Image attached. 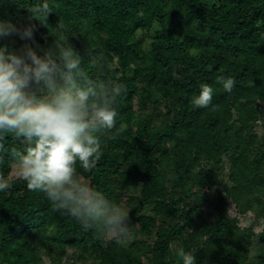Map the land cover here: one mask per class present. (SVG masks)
Instances as JSON below:
<instances>
[{"label": "trees", "instance_id": "obj_1", "mask_svg": "<svg viewBox=\"0 0 264 264\" xmlns=\"http://www.w3.org/2000/svg\"><path fill=\"white\" fill-rule=\"evenodd\" d=\"M44 2L45 22L31 16L34 0L5 3L0 16L31 19L40 46L54 37L67 46L68 36L85 75L122 86L100 160L90 170L77 164V174L130 208L137 236L123 247L101 239L29 190L13 176L26 142L6 135L0 177L12 186L0 192V264H180L178 248L197 264H264V252L253 256L264 243V0ZM218 76L234 79L231 92ZM202 84L214 88V109L191 104Z\"/></svg>", "mask_w": 264, "mask_h": 264}, {"label": "clouds", "instance_id": "obj_2", "mask_svg": "<svg viewBox=\"0 0 264 264\" xmlns=\"http://www.w3.org/2000/svg\"><path fill=\"white\" fill-rule=\"evenodd\" d=\"M12 2L0 0V6ZM34 2L38 7L30 8L31 16L36 11L45 22L50 13L48 4ZM35 31L31 19L17 24L0 16V41L16 36L24 42L19 48L0 43V140L11 135L26 142L23 151L14 153L16 178L26 182L29 190L43 192L58 211L66 212L83 228L127 246L132 235L129 210L77 174V164L90 170L100 160L101 135L116 128L115 105L123 88L119 83L85 75L83 60L68 43V36L67 46L53 35L50 45L40 46L35 42ZM261 36L264 38V33ZM97 67L104 69L102 64ZM216 83L231 92L235 81L218 76ZM213 95L214 88L202 84L191 104L214 109ZM123 131L117 129L118 133ZM11 186V181L0 177V192ZM174 254L180 264H197L191 251L178 248Z\"/></svg>", "mask_w": 264, "mask_h": 264}, {"label": "rangeland", "instance_id": "obj_3", "mask_svg": "<svg viewBox=\"0 0 264 264\" xmlns=\"http://www.w3.org/2000/svg\"><path fill=\"white\" fill-rule=\"evenodd\" d=\"M150 40H151V38L149 37V39H147V42L149 43ZM258 129L260 131H262L261 128H258ZM13 176L16 177V171L14 172V175ZM81 179L83 180V178H81ZM122 207L125 210H129V214H128V216H129V223H130V225H129V231L132 234L131 235V238H134L135 236H137V234H136V230H134L135 227H134L133 217L131 215V210H130V208L126 204H123ZM206 213H208V218H209L210 222H214V221H216L218 219L217 216H216V214H215L216 213L215 212V205H213L211 207V209L210 208L206 209ZM249 223H250V216L249 215H243V216H241V225L242 226H246ZM263 252H264V243L257 241L256 242V245L254 247V250H253L254 259H256V258L258 259L263 254ZM72 256H74V255L72 254V249H70V257H72ZM45 262H46V264H50L48 258H46ZM81 264H96V263H94L92 260H86V261H84Z\"/></svg>", "mask_w": 264, "mask_h": 264}]
</instances>
